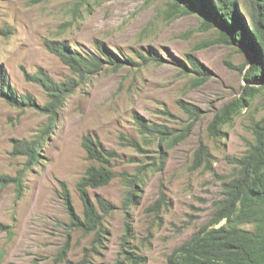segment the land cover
Wrapping results in <instances>:
<instances>
[{
  "label": "rangeland",
  "instance_id": "374dc122",
  "mask_svg": "<svg viewBox=\"0 0 264 264\" xmlns=\"http://www.w3.org/2000/svg\"><path fill=\"white\" fill-rule=\"evenodd\" d=\"M237 5L248 22V4ZM183 9L179 2L174 10L172 0H0V67L18 95H30L40 106L46 95L25 73L41 68L56 82L71 76L45 41L64 43L83 56L99 54L100 41L123 61L116 69L104 63L81 82L49 130L48 116L0 99V175L14 178L26 168V157L12 155L13 141H37L39 147L19 196L14 185H0V264H130L128 254L140 257V264H168L172 251L212 220L214 203L222 198L220 178L232 171L226 158L245 153L251 126L264 118V90L222 126L223 137H212L207 128L214 115L244 96L249 53L226 43L219 28L206 25L208 18ZM188 55L208 71L206 80L192 71ZM180 102L198 109V117L184 112ZM134 114L175 133L187 128V135L171 147L167 141L160 145L141 134ZM84 136L115 154L114 179L88 189L101 216L99 231L72 227L63 202L61 183L83 220L77 183L88 167L101 166L86 159ZM200 144L208 150L211 171L191 168ZM136 175L143 185L135 188L136 202L125 205L127 180ZM98 198L108 203L107 213Z\"/></svg>",
  "mask_w": 264,
  "mask_h": 264
},
{
  "label": "trees",
  "instance_id": "16d2710c",
  "mask_svg": "<svg viewBox=\"0 0 264 264\" xmlns=\"http://www.w3.org/2000/svg\"><path fill=\"white\" fill-rule=\"evenodd\" d=\"M245 1L249 7V21L246 23L237 0H172L174 10L181 2L186 7L183 9L185 13L189 12L188 8L203 18H208L211 23L206 22V25L219 28L226 43L233 44L239 49L243 48L249 53L250 65L243 76L247 84L243 89L244 96L234 104L226 105L214 115L207 128L212 137H223L222 126L231 121L239 108L249 105L254 94L260 89L264 90V0ZM44 47L68 68L71 76L63 82H56L41 68L34 74L25 73L26 80L40 86L46 95L47 102L40 106L30 95H18L10 87L6 71L0 67V99L12 107L33 108L48 116L49 130L54 125L57 111L81 82L97 74L104 63L116 69L123 65V61L100 41L95 43L99 54L89 56H83L57 41H45ZM187 60L192 71L201 76L202 81L208 78V71L194 58L188 55ZM128 61L133 63L131 60ZM180 108L190 116L198 117V109L182 102ZM133 119L141 134L158 138L160 145L167 141L170 143L168 147H171L187 135V128L175 133L164 126L147 125L136 114ZM251 135L253 140L246 144L247 148L242 156L226 158L232 171L220 178L222 198L214 203L216 210L212 220L175 248L167 258L168 264H264V118L251 126ZM37 144V141L32 143L13 141L12 155L26 157V168L20 170L14 178L0 175V185L2 187L14 185L17 196L22 193V177L27 167L38 162ZM81 144L86 159L101 165L88 167L77 183V193L83 207V220L75 214L68 189L63 183L61 186L71 226L88 232L98 229L101 219L96 204L88 195V189L106 186L114 179L111 161L115 154L113 151L105 150L90 136H84ZM130 146L139 148L135 141H131ZM163 153L164 151H161V154ZM162 163L156 167L161 169ZM199 167L211 171L210 155L204 144L198 146L193 156L191 168ZM141 173L142 170H139L138 174ZM127 181L130 192L125 198V205L129 201L136 202L135 188H138L137 185H143V179L139 180L137 175L128 178ZM97 203L102 212L107 213L110 210L108 203L101 198L97 199ZM222 221L226 224L216 227ZM243 224L251 225L252 229H241L239 226ZM126 233H129L128 227ZM125 258L130 264L142 263L140 257L130 254Z\"/></svg>",
  "mask_w": 264,
  "mask_h": 264
}]
</instances>
